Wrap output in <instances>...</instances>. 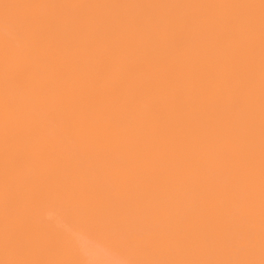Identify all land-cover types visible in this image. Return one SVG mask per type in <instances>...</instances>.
I'll return each mask as SVG.
<instances>
[{"label":"bare ground","instance_id":"6f19581e","mask_svg":"<svg viewBox=\"0 0 264 264\" xmlns=\"http://www.w3.org/2000/svg\"><path fill=\"white\" fill-rule=\"evenodd\" d=\"M71 219L264 264V0H0V264H89Z\"/></svg>","mask_w":264,"mask_h":264},{"label":"rangeland","instance_id":"374dc122","mask_svg":"<svg viewBox=\"0 0 264 264\" xmlns=\"http://www.w3.org/2000/svg\"><path fill=\"white\" fill-rule=\"evenodd\" d=\"M27 167L31 170L37 168H40L41 170L44 169L42 165H27ZM81 168H84L86 170L111 169L115 172L132 171L131 167L126 165H85ZM52 169H57V167H52ZM62 170H73V166H63ZM118 187L119 186H117L116 188ZM138 207H140V209L142 210H140ZM141 207L143 206H130V217L139 227V230L150 233L153 226L152 215L148 210H145L144 207ZM49 208L60 211L66 210L67 207L61 203L52 202L49 205ZM70 225L76 227L75 232H80L78 233V236L82 241V245L85 251L87 252H85V255L89 258V264H153L152 257H148L147 255L144 257L143 255V253H149L148 246L143 249V247L138 248L135 245V249L134 245V247L129 245L124 246L125 244L122 243L125 241L123 240H120L121 243L118 242V240L116 239L117 236L123 234L122 226L120 223L109 225L105 222L102 225L80 226L77 225L73 221V219H71L68 226Z\"/></svg>","mask_w":264,"mask_h":264}]
</instances>
